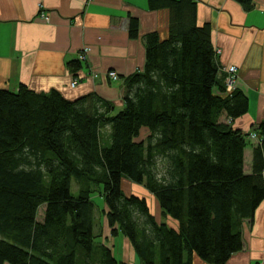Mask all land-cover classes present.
Instances as JSON below:
<instances>
[{
  "label": "trees",
  "instance_id": "1",
  "mask_svg": "<svg viewBox=\"0 0 264 264\" xmlns=\"http://www.w3.org/2000/svg\"><path fill=\"white\" fill-rule=\"evenodd\" d=\"M235 1L250 10L254 0ZM148 4L170 11L169 36L146 35L145 70L126 80L117 113L95 93L71 101L56 89L0 88V264H132L117 256V235L140 264H226L243 249L242 223L264 201V122L255 142L235 127L249 98L226 91L197 2ZM129 35L140 37L137 17ZM130 182L155 195L169 223ZM95 196L108 232L96 233Z\"/></svg>",
  "mask_w": 264,
  "mask_h": 264
},
{
  "label": "crops",
  "instance_id": "2",
  "mask_svg": "<svg viewBox=\"0 0 264 264\" xmlns=\"http://www.w3.org/2000/svg\"><path fill=\"white\" fill-rule=\"evenodd\" d=\"M194 1L198 23L212 28L214 47L219 51V77L225 83V68L236 65V86L249 98V111L234 122L235 127L254 134L264 122V0H254L250 10L235 0ZM148 3L0 0V88L18 90L23 83L39 93L56 89L71 101L95 93L123 108L126 80L145 70L146 35L158 32L161 39L169 36L170 11L152 10ZM131 17L140 22L138 38L129 35ZM72 59L83 62L78 72L68 66ZM109 71H116L119 78H110ZM77 79L73 87L71 83ZM252 153L253 148L247 146L246 174L252 173ZM153 203L159 207L158 200ZM242 234L243 249L226 264H264V201L253 219L243 221ZM195 260L209 264L198 257Z\"/></svg>",
  "mask_w": 264,
  "mask_h": 264
},
{
  "label": "rangeland",
  "instance_id": "3",
  "mask_svg": "<svg viewBox=\"0 0 264 264\" xmlns=\"http://www.w3.org/2000/svg\"><path fill=\"white\" fill-rule=\"evenodd\" d=\"M109 72H111V71H109ZM109 72H108V75H109ZM235 88H237V86H235ZM225 89L227 91V85L226 84H225ZM118 111H120V109L119 108H116L115 113H117ZM249 132H251V131H247L246 130L245 133H249ZM149 133H150V129L147 128V127H143L141 129V131H140L141 137H147L149 135ZM250 135H251V133H250ZM254 137L255 136H253V138ZM136 185L137 184H133V183L130 182V183H128L126 189H128L129 191L135 192V193H140V194L144 195L145 197H147L148 200H149L148 203H149V206L151 208V211L154 213V215L156 216L157 220L160 221V219H161L162 222L169 223L170 221L168 219H165V218L162 219V217H161L162 216L161 215V211L162 210L160 209V206L159 207H156L155 204L153 203V199L158 200L155 197V195L152 194V193H150L149 191H147V189H145V187L139 186V185L136 186ZM77 186L78 185L76 183L74 185V193H77ZM98 191L99 190H97V192L94 193V195H98L99 194ZM93 199H94V202H95V205H96V229H97V232L96 233H100V232L104 233L105 230H106V232H108L109 229L107 228V225H106L107 223H106L105 212L103 210H102V212H100L101 209H102L103 202H102V200L99 199L98 196H95ZM44 208H45V205H42L40 207V210L38 212V215H39L38 218H39V220H42L43 217H44V215H43V213L45 211ZM101 225H105V229L104 230L101 227ZM114 238H115L114 239V242L116 244V254L118 253L117 256H122V258H125L127 260H130V262L132 264H139V262H140L139 260H138V263L135 261L137 259V257H136L135 250H134L133 246L131 244L126 245V241H128V240L124 236L122 237L120 235L114 236ZM119 253H120V255H119Z\"/></svg>",
  "mask_w": 264,
  "mask_h": 264
},
{
  "label": "built area",
  "instance_id": "4",
  "mask_svg": "<svg viewBox=\"0 0 264 264\" xmlns=\"http://www.w3.org/2000/svg\"><path fill=\"white\" fill-rule=\"evenodd\" d=\"M219 52V51H217ZM225 71L227 73V79H226V85H227V92H231L235 89L236 82H237V76H238V68L236 65H229L225 68ZM109 77L113 78L114 80H117L119 78V75L115 71L109 72ZM78 79L74 80L71 85L75 87L77 85Z\"/></svg>",
  "mask_w": 264,
  "mask_h": 264
}]
</instances>
